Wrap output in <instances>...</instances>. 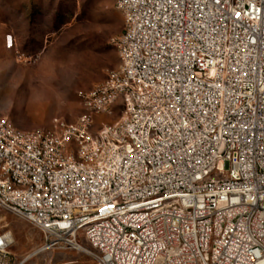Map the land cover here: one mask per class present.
<instances>
[{"label": "built area", "instance_id": "obj_1", "mask_svg": "<svg viewBox=\"0 0 264 264\" xmlns=\"http://www.w3.org/2000/svg\"><path fill=\"white\" fill-rule=\"evenodd\" d=\"M114 1L119 65L81 95L84 113L36 131L0 118V223L5 211L42 235L20 264L54 250L264 264V0Z\"/></svg>", "mask_w": 264, "mask_h": 264}, {"label": "rangeland", "instance_id": "obj_2", "mask_svg": "<svg viewBox=\"0 0 264 264\" xmlns=\"http://www.w3.org/2000/svg\"><path fill=\"white\" fill-rule=\"evenodd\" d=\"M124 20L114 0H0V118L21 131L49 128L54 118L76 121L84 113L81 95L119 65L111 41ZM122 111L118 100L110 113L94 117L91 130L114 123ZM1 216L14 243L0 264H20L40 246L42 235L8 212ZM23 264H93V259L82 251L54 250Z\"/></svg>", "mask_w": 264, "mask_h": 264}, {"label": "bare ground", "instance_id": "obj_3", "mask_svg": "<svg viewBox=\"0 0 264 264\" xmlns=\"http://www.w3.org/2000/svg\"><path fill=\"white\" fill-rule=\"evenodd\" d=\"M12 238H13V236H12Z\"/></svg>", "mask_w": 264, "mask_h": 264}, {"label": "snow or ice", "instance_id": "obj_4", "mask_svg": "<svg viewBox=\"0 0 264 264\" xmlns=\"http://www.w3.org/2000/svg\"><path fill=\"white\" fill-rule=\"evenodd\" d=\"M239 15V14H238Z\"/></svg>", "mask_w": 264, "mask_h": 264}]
</instances>
